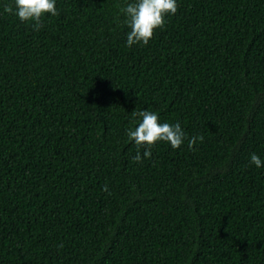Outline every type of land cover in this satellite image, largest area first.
<instances>
[{
	"label": "trees",
	"instance_id": "16d2710c",
	"mask_svg": "<svg viewBox=\"0 0 264 264\" xmlns=\"http://www.w3.org/2000/svg\"><path fill=\"white\" fill-rule=\"evenodd\" d=\"M132 2L36 31L0 0V264H264V0H177L127 47ZM141 110L204 140L137 163Z\"/></svg>",
	"mask_w": 264,
	"mask_h": 264
},
{
	"label": "clouds",
	"instance_id": "9594fccd",
	"mask_svg": "<svg viewBox=\"0 0 264 264\" xmlns=\"http://www.w3.org/2000/svg\"><path fill=\"white\" fill-rule=\"evenodd\" d=\"M177 0H134L120 11L125 15V24L130 29L126 35V46L136 44L148 45L157 29L163 30L166 17L174 16L178 11ZM3 12L16 16L22 23H30L33 30L39 31L44 26L46 15L58 16L56 0H13L10 5H4ZM135 120L140 118L138 126L127 130L129 141L134 142L137 152L133 160L142 163L144 158L151 157L152 148L159 142L169 144L172 149H178L188 140V148L194 150L197 142H203L204 136L188 138L177 122L161 123L157 113L149 110L132 111ZM140 149H144L143 156ZM250 163L257 168L264 167L261 158L252 153ZM108 191L107 185L102 189Z\"/></svg>",
	"mask_w": 264,
	"mask_h": 264
}]
</instances>
